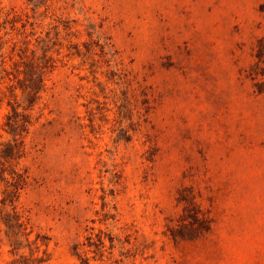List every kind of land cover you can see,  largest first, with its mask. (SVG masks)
Segmentation results:
<instances>
[{"label":"rangeland","instance_id":"374dc122","mask_svg":"<svg viewBox=\"0 0 264 264\" xmlns=\"http://www.w3.org/2000/svg\"><path fill=\"white\" fill-rule=\"evenodd\" d=\"M0 264H264V0H0Z\"/></svg>","mask_w":264,"mask_h":264}]
</instances>
